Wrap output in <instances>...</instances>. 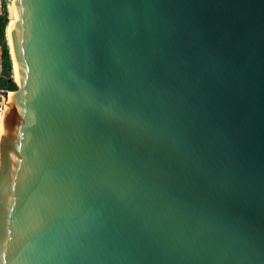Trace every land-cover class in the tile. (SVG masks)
<instances>
[{
    "label": "water",
    "instance_id": "obj_1",
    "mask_svg": "<svg viewBox=\"0 0 264 264\" xmlns=\"http://www.w3.org/2000/svg\"><path fill=\"white\" fill-rule=\"evenodd\" d=\"M15 8L0 264H264V0Z\"/></svg>",
    "mask_w": 264,
    "mask_h": 264
},
{
    "label": "trees",
    "instance_id": "obj_2",
    "mask_svg": "<svg viewBox=\"0 0 264 264\" xmlns=\"http://www.w3.org/2000/svg\"><path fill=\"white\" fill-rule=\"evenodd\" d=\"M10 23L8 0L3 2V14L0 17V42L3 48V76L0 77V90L13 92L18 89L14 81V62L12 60L11 48L7 36Z\"/></svg>",
    "mask_w": 264,
    "mask_h": 264
},
{
    "label": "bare ground",
    "instance_id": "obj_3",
    "mask_svg": "<svg viewBox=\"0 0 264 264\" xmlns=\"http://www.w3.org/2000/svg\"><path fill=\"white\" fill-rule=\"evenodd\" d=\"M16 18H17V13H16V8H15V0H13L11 8H10V23H9V26L7 29V36H8L9 44H10L12 51H13V47H12L10 30H11V25L16 20ZM14 70H15V76H16L15 81L18 83V71H17V67H16V62H14Z\"/></svg>",
    "mask_w": 264,
    "mask_h": 264
},
{
    "label": "built area",
    "instance_id": "obj_4",
    "mask_svg": "<svg viewBox=\"0 0 264 264\" xmlns=\"http://www.w3.org/2000/svg\"><path fill=\"white\" fill-rule=\"evenodd\" d=\"M10 0H8L9 2ZM3 2L4 0H0V17L3 14ZM9 7V5H8ZM3 76V48L0 42V77ZM15 81V80H14ZM3 90H0V92H2ZM4 105V98L2 96H0V128H1V118H2V108Z\"/></svg>",
    "mask_w": 264,
    "mask_h": 264
},
{
    "label": "rangeland",
    "instance_id": "obj_5",
    "mask_svg": "<svg viewBox=\"0 0 264 264\" xmlns=\"http://www.w3.org/2000/svg\"><path fill=\"white\" fill-rule=\"evenodd\" d=\"M12 1H13V0H10V1L8 2V5H9V13H10V8H11V5H12ZM13 77H14V80H16L15 70H14V75H13Z\"/></svg>",
    "mask_w": 264,
    "mask_h": 264
}]
</instances>
